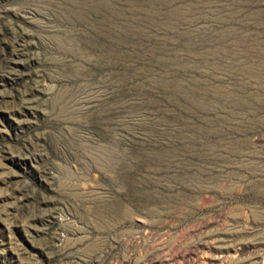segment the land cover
<instances>
[{
	"label": "rangeland",
	"instance_id": "1",
	"mask_svg": "<svg viewBox=\"0 0 264 264\" xmlns=\"http://www.w3.org/2000/svg\"><path fill=\"white\" fill-rule=\"evenodd\" d=\"M0 264H264V0H0Z\"/></svg>",
	"mask_w": 264,
	"mask_h": 264
}]
</instances>
